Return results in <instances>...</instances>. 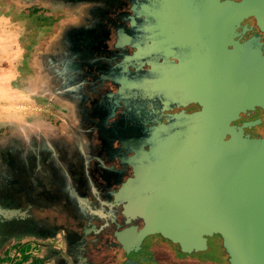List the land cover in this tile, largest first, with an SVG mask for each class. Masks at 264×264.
Segmentation results:
<instances>
[{"label": "flooded vegetation", "instance_id": "obj_1", "mask_svg": "<svg viewBox=\"0 0 264 264\" xmlns=\"http://www.w3.org/2000/svg\"><path fill=\"white\" fill-rule=\"evenodd\" d=\"M16 1L54 29L40 56L49 109L28 134L0 133V243L32 240L45 264H230L217 233L184 251L142 232L146 168L196 116L264 137L259 19L228 13L241 0Z\"/></svg>", "mask_w": 264, "mask_h": 264}, {"label": "water", "instance_id": "obj_2", "mask_svg": "<svg viewBox=\"0 0 264 264\" xmlns=\"http://www.w3.org/2000/svg\"><path fill=\"white\" fill-rule=\"evenodd\" d=\"M228 13L256 16L264 30V0L232 2ZM254 77L264 82V67ZM193 121L181 148L149 153L146 169L157 182L148 189L154 211L142 232L159 233L184 251L217 233L230 264H264V137L251 144L212 114Z\"/></svg>", "mask_w": 264, "mask_h": 264}, {"label": "crops", "instance_id": "obj_3", "mask_svg": "<svg viewBox=\"0 0 264 264\" xmlns=\"http://www.w3.org/2000/svg\"><path fill=\"white\" fill-rule=\"evenodd\" d=\"M26 12H28L26 10ZM3 17H0L2 22ZM18 23V22H17ZM44 31V30H43ZM18 31L11 29L3 31L0 36V52L10 53L12 63L8 71L5 70L6 66H2L0 69V100L9 99L10 105L8 110H0V121L7 119L8 124L5 125V129L11 130L13 133H20L21 135L28 134L29 129L35 130L39 127L42 119L48 115L49 102L45 99L46 86L49 82L46 81L44 74V66L40 59L28 64L27 74H24V81L19 80L17 86H11L10 82L15 76L19 77L22 74L21 63L18 61L23 56V48L20 46ZM20 46V47H19ZM38 62V63H37ZM16 65V66H15ZM32 66V67H31ZM16 68V72H15ZM10 81V82H9ZM22 84L20 85V83ZM12 83V82H11ZM40 98L42 100L44 109L42 111L36 110L35 107L29 106L27 108L20 107L17 103L25 100L27 103ZM45 107H47L45 109ZM27 111H29L27 113ZM4 112V113H2ZM2 130H0L1 133ZM2 207L0 206V213H2ZM44 249H41L39 245H36L34 241L27 238L20 240H10L8 242L0 243V264H45L44 259L35 260L34 257L42 255Z\"/></svg>", "mask_w": 264, "mask_h": 264}, {"label": "rangeland", "instance_id": "obj_4", "mask_svg": "<svg viewBox=\"0 0 264 264\" xmlns=\"http://www.w3.org/2000/svg\"><path fill=\"white\" fill-rule=\"evenodd\" d=\"M26 10L29 12V6L26 3H21V1L16 0H0V17H3L2 22H0V36L1 33L5 30L14 29L18 31L20 40L19 44L22 46L23 56L19 58V62L21 63L22 70L20 71L22 74L18 77L12 78L10 84L11 86H17L19 84V80L24 81V74H27V66L32 63V58L34 57L35 63L40 59L41 51L44 49V45H46V40L50 37L53 30L49 31L48 27L45 26L46 23L44 18H36L35 16L29 15ZM18 22V23H17ZM56 24V23H55ZM53 28V27H52ZM44 30V31H43ZM48 33V34H47ZM19 46V47H20ZM39 58V59H38ZM12 63V59L10 57V53H2L0 52V69L2 66H6L5 70L8 71L10 68V64ZM28 63V64H27ZM38 63V62H37ZM3 64V65H2ZM16 66V65H15ZM32 67V66H31ZM16 72V68H15ZM22 82L20 83V85ZM20 107L27 108L29 106L35 107L36 110L42 111L44 108L42 100L40 98L31 101V103H27L23 101L17 103ZM10 105L9 99L0 100V110L7 109ZM47 107H45L46 109ZM49 108V107H48ZM29 111H27L28 113ZM4 113V112H2ZM30 113V112H29ZM40 118H37V120ZM4 122L0 121V130L4 129L8 124L7 119H3Z\"/></svg>", "mask_w": 264, "mask_h": 264}]
</instances>
